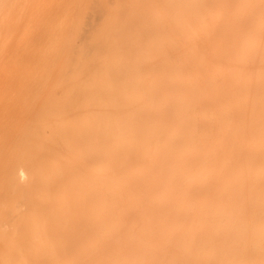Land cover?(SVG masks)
<instances>
[{"label": "bare ground", "instance_id": "1", "mask_svg": "<svg viewBox=\"0 0 264 264\" xmlns=\"http://www.w3.org/2000/svg\"><path fill=\"white\" fill-rule=\"evenodd\" d=\"M20 2L0 0V264H264V0L106 2L57 38Z\"/></svg>", "mask_w": 264, "mask_h": 264}, {"label": "rangeland", "instance_id": "2", "mask_svg": "<svg viewBox=\"0 0 264 264\" xmlns=\"http://www.w3.org/2000/svg\"><path fill=\"white\" fill-rule=\"evenodd\" d=\"M32 1L35 2V4H32ZM87 1L89 2V6L91 8H89L87 6V8H84L86 7L87 4ZM93 0H31V2L28 0H23V2H20L19 5L23 7V12L21 13L22 16L20 17V19H18V24L21 25V20H24L22 23L24 24L23 26H25V30L27 31V34H31V38H37L36 34H39L38 37L40 38L41 36L45 37V36H50L49 38H57L60 36V30L61 28L63 27L62 24L68 19V18H71L72 19V22L77 23L78 20L80 19V17H87L85 18V21L86 19L89 20V19H92V16L89 15V14H92L91 12H89L91 9H92V5L93 7L94 6H100L101 3H106L108 2V5L112 6L115 5V4H119V0H94V2H92ZM98 1V2H97ZM103 1V2H101ZM118 1V2H116ZM126 1H127V4H126ZM128 1H129V4H128ZM133 1V2H131ZM135 1H138V2H134V0H124V1H121L120 0V5L123 4V6L119 8V10H117L118 12L117 13H122L124 14L125 13V9H126V6L128 7L129 5L131 4H135V3H139V0H135ZM54 2V4H53ZM113 2V4H112ZM140 3H143L142 1H140ZM54 6H53V5ZM64 6H63V5ZM80 6H79V5ZM98 4V5H97ZM100 4V5H99ZM126 4V6L124 5ZM32 7H31V6ZM49 5V6H48ZM52 5V6H51ZM66 5V6H65ZM73 5V7H72ZM63 6V8L61 7ZM78 6V7H77ZM30 7V8H29ZM116 6H114L115 8ZM119 7V5H117V8ZM125 7V8H124ZM29 8V10H28ZM62 8V9H60ZM75 8V9H74ZM83 8V9H82ZM124 8V10H123ZM55 9V10H54ZM70 9H71V12H70ZM87 9V12H89V14L87 12H85ZM89 9V11H88ZM116 9V8H115ZM62 10V13L60 11ZM56 11V12H55ZM58 11V12H57ZM75 11V12H74ZM84 11V13H83ZM28 12V13H27ZM46 12V13H45ZM51 12V13H50ZM64 12V13H63ZM74 12V13H72ZM58 13L62 14V15H59ZM45 14V15H44ZM67 14L69 15V17L67 16ZM73 15L72 17H70L71 15ZM27 16V17H26ZM49 16H50V19H49ZM53 16V17H52ZM67 16V17H66ZM91 16V17H90ZM26 17V18H25ZM41 17H43V19H41ZM46 17V18H45ZM58 17H61L58 19ZM77 17V18H76ZM81 19H84L82 18ZM36 18V19H35ZM45 18V20H44ZM49 20H48V19ZM66 20H65V19ZM55 19V20H54ZM51 20H58V22L56 21V24L55 22L52 23ZM60 20V21H59ZM49 24H48V23ZM90 22V21H89ZM46 23V24H45ZM88 23V22H87ZM43 24V25H42ZM55 24V25H54ZM46 25V26H45ZM47 25H50L47 26ZM52 25V26H51ZM40 27V28H39ZM38 28V29H37ZM45 28V29H44ZM53 28V29H52ZM48 29V31L46 30ZM52 31H51V30ZM57 29V30H56ZM40 31V32H39ZM45 33H42L44 32ZM50 31V32H49ZM59 31V32H58ZM50 33V35H49ZM23 34L24 33V29L22 30V36H24ZM43 34V35H42ZM46 34V35H44ZM55 34V35H54ZM27 35V36H28ZM30 36V35H29Z\"/></svg>", "mask_w": 264, "mask_h": 264}]
</instances>
